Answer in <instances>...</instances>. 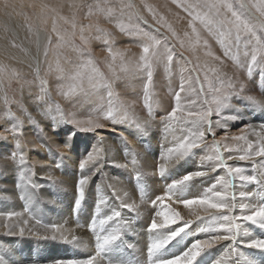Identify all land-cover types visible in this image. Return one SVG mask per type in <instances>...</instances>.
I'll return each mask as SVG.
<instances>
[{"label":"rangeland","instance_id":"rangeland-1","mask_svg":"<svg viewBox=\"0 0 264 264\" xmlns=\"http://www.w3.org/2000/svg\"><path fill=\"white\" fill-rule=\"evenodd\" d=\"M192 2L193 0H0V113L5 112L6 105L3 101L6 97L10 101L7 108L24 121L20 150L25 152L28 160L35 166L32 179L40 186L35 194H32L30 189L26 190L23 187V182L19 179L22 169L0 160V213H22L20 217H14L12 221H8L5 216H0V247L12 249L14 253L11 258L12 264H32V261H36L37 264H52L56 260L84 259L94 255L97 233L91 229V220L95 217L96 204L101 197L105 200V204L101 206L104 212L100 210L101 208L99 209V217H95L97 220L110 214L115 208L121 211V220L130 221L131 226L125 229L123 242L116 249L117 251L102 254L98 258V264H110V262L137 264L134 253L135 242H137L135 225L140 222L143 223L144 229H147L150 219L154 216L150 201L158 195H163L167 184L173 180L181 178L188 172L199 170L201 159L212 154L208 149H197V156H191L171 168L165 179H161L158 175H151L161 162L159 158L163 154L165 145L171 146V143L181 135L180 132H176L173 136L171 130L165 132L161 123V118L166 116L175 105L174 93L180 90L183 83L185 92L181 93L182 105L185 110H199L203 107L202 101L205 97L210 100L212 95L207 92V81L204 80L207 73L208 78L214 83H217V76L239 78L247 85L246 94L264 98V73L258 69L254 70L253 76L249 78L245 67H237L234 61L224 57V46L221 41L230 43V38L221 35L222 30L215 26L210 30L199 19L193 22L179 6ZM255 2L258 3L259 0ZM129 4L132 5L131 8L127 7ZM149 7L152 11H149ZM153 12L156 18L163 17L164 21L171 25L172 31L163 25L156 24ZM144 21H147V24ZM121 24L126 29L135 26L158 37L162 33L169 38L170 45L175 47L171 64L167 68L163 64L155 67L152 85L148 89L154 119L149 116L143 103L145 94L143 78L121 79L113 83V89L120 98L135 102L131 111L141 121H148L147 131L138 129L140 136H136L132 132V127L113 126L106 120L102 121L105 127L98 129L97 133L77 131L70 124L57 125L53 130L55 121L46 118L43 115L44 111L50 109L53 114H56V108L59 107L65 114H75L83 118L99 107L95 100L86 101L82 98L70 100L62 94L68 86L63 75L76 67L70 61L84 59L79 51L81 46L87 48L96 65L102 70H106L107 64L112 62L108 46L105 44L106 39L110 41L113 52H123L125 58L130 61L138 59L142 52L138 38L122 32ZM153 26L159 28L160 32L156 33ZM72 33H75L74 37ZM58 34L66 35L72 43L57 48ZM47 38L51 39V43ZM45 48H47V55H45ZM243 50L241 45V59H243ZM180 53L183 54L184 59L180 58ZM216 57L221 59L217 60ZM119 63L117 58L116 64L119 65ZM192 68L199 72V82L195 81V75L190 72ZM42 81L45 82L46 92L41 89ZM200 83L204 84L205 93L199 97L196 95L189 97V89L195 88L199 91ZM42 95L45 97L44 100L38 101L37 98ZM189 99H196L197 103L189 104ZM232 103L240 108L242 113L239 119L227 120V135L247 132L249 138L255 140L253 129L255 132L261 131L260 126L264 124V111L253 109L247 106L246 101L236 98H233ZM18 105H22L23 111L18 108ZM28 114L37 121L36 125L28 122ZM231 115L235 113L225 110V117ZM8 119L11 120L10 117ZM211 119L216 121L220 117L214 113ZM3 122L0 120V123ZM249 123L253 129L247 128ZM8 126L11 127V123ZM113 127L117 129L116 132L111 131ZM121 132L128 137L134 152L128 151L121 143L119 135ZM72 133L75 134L69 138ZM85 133H92L91 137H88L90 141L87 138L80 141V137L84 138L82 136ZM97 134L105 138L106 152L108 148L113 149L104 157V171L109 176L119 177L123 184L117 185L116 188L105 187L100 174H97L88 187L85 201L77 209L75 193L76 181L80 176L78 165L92 148L99 146ZM224 136V129H216V139L221 140L222 143H235L231 140L225 141ZM206 138L210 143L212 137ZM66 140H69L70 146H65ZM14 150H16L15 142L11 136L7 141H0V157ZM75 152H78L79 158L74 162L71 156ZM137 153L139 157L136 156ZM227 155L225 153V156ZM133 159L137 160L136 171L141 174L139 182L134 179L136 172L132 170ZM112 162L128 163L129 170L112 167ZM208 163L205 161V166ZM260 163L264 161H258L257 165H253L252 162L229 161V164L242 168L247 175L264 171V168H259ZM218 175H226V171L220 169L216 173H210L208 177L193 181L185 193L186 198H194L200 194ZM49 176L56 181L55 184L49 181ZM233 183L234 190H237L238 185L241 187L239 192H255L257 194L255 199H259L260 195L264 194L262 185L248 184L238 179ZM141 186L145 189L148 203L140 205V214L135 215L127 209L120 208L115 199V193L119 192L122 199L128 200V196L124 195L127 191L139 204ZM29 194L32 195L30 203L27 199H21V196ZM128 202L132 201L128 200ZM167 203L180 213L182 222L191 221L186 233L182 234L185 237L181 241L183 245H189L194 239L200 238V235L202 238L206 236L200 229L209 226L208 219H197L191 214L192 210L185 208L181 203L173 201ZM25 208H28V211H25ZM234 214H239V210ZM37 219L41 221L40 225L36 224ZM24 220L28 223L24 224ZM51 224L63 225L62 228L69 235V239L74 235L78 241L69 244L43 239L44 236L51 235L50 231H45L43 225ZM9 225L15 226V235H7ZM179 226L180 224L173 225V227ZM20 227L25 228L23 237L19 235ZM249 230L256 231L253 234L263 238L264 230L250 224ZM144 235L146 238L151 234L146 230ZM220 244L224 246L225 242ZM217 246L219 244L203 254L204 259L201 257L199 264L202 262L212 264V261L218 259L215 250ZM244 249L245 256L250 258L247 252L255 251L253 260H256L257 264H264V254L258 250ZM113 258L115 260H112Z\"/></svg>","mask_w":264,"mask_h":264},{"label":"snow or ice","instance_id":"snow-or-ice-1","mask_svg":"<svg viewBox=\"0 0 264 264\" xmlns=\"http://www.w3.org/2000/svg\"><path fill=\"white\" fill-rule=\"evenodd\" d=\"M195 22L197 19L208 27L210 30L213 26L222 30L221 35H226L231 42L221 41L224 46V57L234 61L237 67H245L247 77L253 76L254 70H260L264 73V0H193L192 3L179 5ZM127 7L131 8L129 4ZM199 9V11H197ZM149 11L152 9L149 7ZM154 18L156 14L153 12ZM142 19V17H140ZM147 24V21H144ZM156 24L163 25L172 31L171 25L164 21L163 17L156 18ZM156 33L160 32L159 28L153 26ZM122 32H127L130 36L138 38V42L142 47V52L138 59L130 61L125 58L123 52H113L109 40H105L108 46V52L112 57V62L107 64L106 70H102L94 62L91 53L87 48L81 46L79 51L84 57L82 61H70L76 67L63 75L64 81L67 82V90L62 94L71 99L82 98L86 101L95 100L99 107L86 117H79L75 114H65L59 107L56 108V114L49 109L43 112L46 118H51L55 123L53 130L60 124H70L77 131L94 132L105 127L102 121H109L113 126L128 125L135 129L147 131L148 121H141L131 111L134 101H127L115 93L113 83L116 80L131 79L141 77L145 80V89L143 103L148 110L149 116L154 119L153 105L148 94V89L152 85V77L156 66L163 64L167 68L175 54V47L170 45V40L164 34L160 36L153 35L151 32L144 31L135 26L126 29L123 24L120 25ZM195 31V24L193 23ZM173 36L175 33H172ZM72 37L75 33L71 34ZM51 43V39L47 38ZM59 42L57 48L61 45L71 44L72 40L64 34H58ZM243 46L241 59L240 48ZM183 47V43L181 44ZM236 49V51H233ZM47 55V48H45ZM180 58L184 59L180 53ZM119 58V65L116 60ZM220 60V57H216ZM191 63L190 61L188 62ZM191 73L195 75V81L199 82V72L192 68ZM204 80L207 81V92L211 93V99L207 97L202 101L203 107L199 110H185L182 105L181 93L185 92V86L182 83L180 90L175 92V105L171 111L161 118V123L165 132L171 130L173 136L176 132L181 135L177 137L171 146L167 144L164 147L162 156L159 158L161 162L151 175H158L161 179H165L171 168L188 159L191 156H197V149H208L212 154H208L201 159L199 170H194L183 175L179 179L173 180L167 184L166 191L163 195H158L150 201L154 216L150 219L147 232L151 234V241L147 247L148 258L152 260V264H199V260L208 250L214 248L221 242H225V250L219 259L212 261V264H257L253 259L248 258L241 251V248L258 250L264 254V238L255 236L245 224H250L264 230V194L259 199H255L256 193L249 191L234 190V180L248 184H257L264 186V171H257L256 174L247 175L244 170L238 166L229 164V161H245L252 162L257 165L258 161H264V124H261V131L255 132L253 126L249 123L248 129H253L256 137L255 140L249 138L247 132L239 135H227V120H236L241 117L242 110L232 103L233 98L246 101L247 106L253 109L264 111V98H258L247 93V85L239 78H224L217 76L214 83L205 73ZM42 91L46 92L45 82H41ZM203 83H200L199 91L195 88L189 89V97L196 95L199 97L205 93ZM44 96H39L38 101L44 100ZM3 103L6 105L5 112L0 113V141H7L9 136L15 142V149L10 153H6L0 160L7 161L13 165L19 166L22 170L19 179L23 182V187L30 189L35 194L36 189L40 187L32 179L34 175V165L28 160L26 154L21 149L20 140L23 136V124L19 116L11 112L7 105L10 101L5 97ZM189 104H196V99H189ZM18 108L23 111L22 105ZM225 110H231L235 115L224 116ZM220 119L213 121V114ZM11 118L9 120L8 118ZM27 120L32 125H36L37 121L30 115ZM11 123V127H9ZM224 129V140H231L234 144L222 143L216 139V129ZM111 131L116 132L113 127ZM72 133L69 138L74 135ZM120 141L124 147L131 152L135 150L131 148L128 137L123 132L119 133ZM207 136H211L209 143ZM99 146L92 148L86 158L79 163L80 176L76 181V199L75 208H79L81 203L85 201L88 187L94 176L100 174L105 187L116 188L122 185L123 181L117 176H109L104 171L105 159L108 152L113 149L105 150V138L97 134ZM167 139V137H165ZM65 146H70L69 140H66ZM12 147V145H11ZM225 153L228 155L225 156ZM139 157V154H136ZM205 161L209 162L205 166ZM137 160L133 159V171L136 172L134 179L139 182L141 174L136 171ZM112 167L120 168L128 171V163L112 162ZM259 168H264V163H260ZM59 167V165H57ZM220 169L226 171V175H218L214 181L194 198H186L185 193L193 181L208 177L210 173H216ZM49 181L53 184L56 181L49 176ZM264 191V189H262ZM139 204L132 199L131 195L125 191L124 195L128 196V200L121 198L119 192L115 193L119 207L129 210L135 215L140 214V205L148 203L146 200V192L143 186L139 189ZM175 197V201H174ZM21 199H27L30 203L32 195L21 196ZM168 201L178 202L185 208L192 210L191 214L197 219H208L209 226L201 228L200 231L205 233V238L194 239L189 245L183 248L179 253L170 257L164 255L167 246L182 234L186 233L191 221H183L178 211L170 206ZM105 204V200L101 197L96 204L95 217H99V209ZM159 210H156V209ZM239 210V214H234ZM28 211V208H25ZM21 212L0 213L5 216L8 221H12L14 217H20ZM122 213L118 209H113L110 214L103 218L91 220V229L96 232L95 254L84 259H68L56 260L52 264H98V258L102 254L106 255L118 249L123 242L125 229L131 226L130 221L121 220ZM159 218V219H158ZM182 222V223H181ZM24 224L28 221L24 220ZM36 224L40 225L41 221L36 220ZM179 227H173L178 225ZM7 235H15L16 229L14 225H9ZM45 231H50V236H44L43 239H52L55 241H63L73 244L78 241L76 236L69 239L62 226L57 224L43 225ZM25 228H19V235L23 237ZM14 253L11 248L0 247V264H12ZM32 264H37L32 261ZM113 264V262H110ZM115 264H124V262H115Z\"/></svg>","mask_w":264,"mask_h":264},{"label":"bare ground","instance_id":"bare-ground-1","mask_svg":"<svg viewBox=\"0 0 264 264\" xmlns=\"http://www.w3.org/2000/svg\"><path fill=\"white\" fill-rule=\"evenodd\" d=\"M122 127V126H121ZM132 129V132H133V134H135L136 136H140L139 134H140V131L138 130V129H135V128H131ZM68 131V130H67ZM94 133V132H93ZM107 133V132H106ZM91 135H92V133H85L82 137H84V138H81L80 137V141L81 140H85L86 138L88 139V137H91ZM89 140V139H88ZM90 141V140H89ZM83 144V143H82ZM92 150V149H91ZM35 157V156H34ZM78 158H79V156H78V152H75V153H73L72 154V156H71V159L75 162L76 160H78ZM50 159V158H49ZM43 160V159H42ZM80 160V159H79ZM126 162H128V161H126ZM129 163V162H128ZM131 163V162H130ZM239 188H241V187H239L238 185H237V190H235V191H237V192H239ZM261 194H262V191H261ZM101 208V207H100ZM100 210H102V208L100 209ZM102 212H104V210H102ZM58 215H59V213H58ZM64 215V214H63ZM60 221V220H59ZM61 222V221H60ZM58 224H59V222H58ZM61 224H62V222H61ZM63 226V225H62ZM245 227H247V228H249V224H245L244 225ZM135 228H136V240H137V242H135L136 243V245H135V247H134V253H135V262L137 263V264H152V260H150L149 258H148V253H147V247H148V244L150 243V241H151V235H149V236H146V238H145V235H144V232L146 231L145 229H144V225H143V223H140V222H137L136 223V225H135ZM251 229V228H250ZM70 231V230H69ZM254 233H256V231H253ZM67 234V233H66ZM201 234V233H200ZM204 236V235H203ZM185 237L182 235V237H179L176 241H173L171 244H169L168 246H167V249H166V251H165V253H164V255L166 256V257H170L171 255H173V254H176V253H179L183 248H185L186 246L185 245H183V243L181 242V241H183V239H184ZM200 238H202L201 237V235H200ZM205 238V237H204ZM263 238H264V232H263ZM87 241V240H86ZM90 245V244H89ZM129 247V246H128ZM224 246L222 245V244H219V246H217L216 247V256H217V258L219 259L221 256H222V254H223V252H224V250H225V247L223 248ZM123 248V247H122ZM117 251V250H116ZM241 251L243 252V253H245L246 252V250L244 249V248H241ZM255 251H251V250H249L248 252H247V254H249L251 257H252V259H253V257H254V255H255ZM132 255V254H131ZM249 257V256H248ZM250 257V258H251ZM131 258V257H130ZM255 258H256V256H255ZM201 259H204V257L202 256V258ZM107 260V259H106ZM112 260H115V258H113ZM111 260V261H112ZM256 261V260H255ZM134 262V261H133ZM257 262V261H256ZM99 263V262H98ZM201 264H203V262L201 263ZM261 264V263H260Z\"/></svg>","mask_w":264,"mask_h":264}]
</instances>
